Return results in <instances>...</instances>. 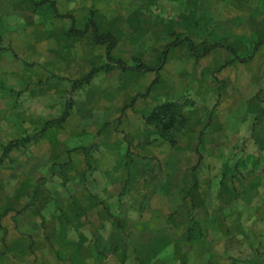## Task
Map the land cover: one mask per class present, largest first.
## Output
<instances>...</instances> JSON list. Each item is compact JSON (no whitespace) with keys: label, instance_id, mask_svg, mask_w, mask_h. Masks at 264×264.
Instances as JSON below:
<instances>
[{"label":"rangeland","instance_id":"1","mask_svg":"<svg viewBox=\"0 0 264 264\" xmlns=\"http://www.w3.org/2000/svg\"><path fill=\"white\" fill-rule=\"evenodd\" d=\"M24 138L0 264H264V0H0V157Z\"/></svg>","mask_w":264,"mask_h":264},{"label":"trees","instance_id":"2","mask_svg":"<svg viewBox=\"0 0 264 264\" xmlns=\"http://www.w3.org/2000/svg\"><path fill=\"white\" fill-rule=\"evenodd\" d=\"M91 26H92V35L94 37L95 42H97L98 44L107 43L108 44L107 45V49H111V48H113L115 46L116 39L111 34H108V33L107 34H101V33L98 32L96 26H94L93 23H91ZM84 32H86V29L79 30V29L74 28L73 26H71L69 28V30H68V34L71 35V36H79V35L84 34ZM210 47H213V45L209 46V47H206V49H208ZM121 66L125 67V65L123 63H121ZM136 69L140 70V71H147V70L150 69V67L138 63ZM66 111H67V109L64 110L63 115L61 117L55 118V119H51V120L47 121L45 123L44 127H46V126H48L50 124H53V123L60 122L63 119L64 114L66 113ZM26 140H27V138L20 139V140H15L13 142H9L8 144L4 145L3 146L2 155H1L0 158H2L6 154V152L10 149V147H12L13 145L19 144V143H21L23 141H26Z\"/></svg>","mask_w":264,"mask_h":264}]
</instances>
